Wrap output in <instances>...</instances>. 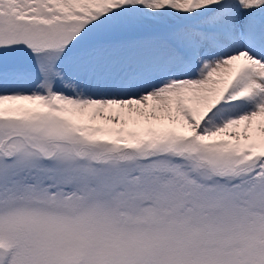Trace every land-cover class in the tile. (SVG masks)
Segmentation results:
<instances>
[{
  "label": "rangeland",
  "instance_id": "rangeland-1",
  "mask_svg": "<svg viewBox=\"0 0 264 264\" xmlns=\"http://www.w3.org/2000/svg\"><path fill=\"white\" fill-rule=\"evenodd\" d=\"M241 1L0 0V264H264V0ZM245 31L260 53L210 58L233 61L229 94L254 84L227 104L243 143L221 106L126 126Z\"/></svg>",
  "mask_w": 264,
  "mask_h": 264
},
{
  "label": "bare ground",
  "instance_id": "bare-ground-1",
  "mask_svg": "<svg viewBox=\"0 0 264 264\" xmlns=\"http://www.w3.org/2000/svg\"><path fill=\"white\" fill-rule=\"evenodd\" d=\"M237 1L239 2L241 0H237ZM235 2H236V0H235ZM221 3H222L221 0H218L215 2H213L211 0V2L208 3L209 4L208 8L210 6L211 7L219 6ZM244 34H246V36L244 37L246 39H245V41L241 42L242 40L240 41V40H238V38H234L235 35H239L238 31L236 30L234 37H232L230 39V46L220 47L219 48L220 50H214V49L212 50L210 48L209 43L203 42L201 45L202 46V52H203L202 63L207 64L206 70L209 69L208 73L203 74V76L198 77L197 80L195 81V84L190 85V86H188V84H185L183 79L179 76L178 77L169 76L170 79L173 78V80L170 81L171 84L182 85L183 88H179L180 87L179 86L177 88V90L174 91V93L172 95H168L169 97L167 96L164 98V102H165V104H167L166 105L167 108L163 109L162 113L157 112L156 110H150L148 113L145 114L146 116L144 117L145 118L144 120H141V117H139L140 119L138 118V119L133 120V121H127L126 126L127 125L130 126L133 122H134V125H136V126H138V125L141 126L142 123H144L146 126H148L150 124H152V125L155 124V126H156V120H157L156 118L160 117L161 115H162L161 117H163V113L165 112V110L167 111V109H170V111L169 110L167 111V114H169V118L167 119L169 126H172V125L179 126V125H184V124L186 125L187 122L185 121V119L180 118L177 114L178 112H180V111H178V109H180V108H185V109H182L181 113L185 114L186 112H188L189 116L191 117V120L193 122L202 123L204 121L205 117L207 115L209 116V114L211 113V111L214 107H216V106L220 107L221 106L220 107L221 109H219V111H220L219 117L221 119V121H219L220 124L223 125V128L226 130L227 133H230L232 135L237 134L239 136V139H240L239 141L242 142L244 140V138H243L244 130L248 127V122H247V120L243 119V117H234L233 113L229 111V109H228L229 106H227V104L229 103L228 102L229 99L236 100L237 98H239L241 96L244 97V95H248V94L251 95L252 93L248 92L246 90L254 88V84H249L248 87L246 89L241 90L238 95H235L233 92H232L233 93L232 95L229 94L227 92V88H229V86H231L230 89H233L234 87H236V84H237V80H235L234 76H233L235 74V71H231L230 67H229V65L232 64L233 61L230 60L231 62L229 61L228 62L229 64L225 66V65H221V64L218 65L215 60L210 61V58H213V56H215L219 52H223V55H230L232 50H237L238 48H242V47L248 48V49L250 48L249 51L256 52L258 49L250 41L249 31H245ZM241 44H243V46ZM235 52L236 51L232 52V54H234ZM258 53H260L259 50H258ZM235 54L236 55L240 54V55H242L241 59L243 58V54H241L239 52H237ZM216 65H218L219 67L217 68ZM210 67H211V69H210ZM261 74L264 75V69H263V71H261ZM262 78H263V76H262ZM238 88H239V86H238ZM146 89H144V90H146ZM230 89H228V90H230ZM233 90H235V89H233ZM147 91H144V92H147ZM234 104H235V102H234ZM262 106H264V105L262 104ZM92 114H94L95 116L105 115L108 118L110 117L111 120L116 119V121H120V120L127 118V116L118 115L116 112L111 111V110H108L106 112H97L96 114L93 112V113H91V115ZM147 114L150 116L153 115L154 116V117L152 116L153 120L147 121L148 119H151L149 116H147ZM174 119L176 120L175 121L176 123H174ZM169 122H170V124H169ZM262 123L264 125V119L262 120ZM263 125H262V127H264ZM117 128H124V127L122 126V124H118ZM248 128H247V130H248L249 134L252 133L253 132L252 129L249 130ZM252 142H254V141H252ZM258 143L260 145H263V143L260 139H258ZM261 148H262V146H261Z\"/></svg>",
  "mask_w": 264,
  "mask_h": 264
},
{
  "label": "trees",
  "instance_id": "trees-1",
  "mask_svg": "<svg viewBox=\"0 0 264 264\" xmlns=\"http://www.w3.org/2000/svg\"><path fill=\"white\" fill-rule=\"evenodd\" d=\"M92 42L90 41V44H91Z\"/></svg>",
  "mask_w": 264,
  "mask_h": 264
}]
</instances>
